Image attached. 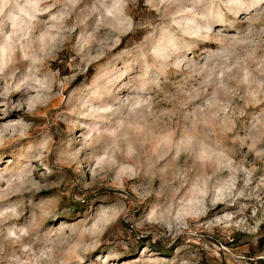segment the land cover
<instances>
[{
	"label": "rangeland",
	"instance_id": "rangeland-1",
	"mask_svg": "<svg viewBox=\"0 0 264 264\" xmlns=\"http://www.w3.org/2000/svg\"><path fill=\"white\" fill-rule=\"evenodd\" d=\"M264 264V0H0V264Z\"/></svg>",
	"mask_w": 264,
	"mask_h": 264
},
{
	"label": "trees",
	"instance_id": "trees-1",
	"mask_svg": "<svg viewBox=\"0 0 264 264\" xmlns=\"http://www.w3.org/2000/svg\"><path fill=\"white\" fill-rule=\"evenodd\" d=\"M209 264H215V263H209ZM220 264H228V263H226V262H222V263H220Z\"/></svg>",
	"mask_w": 264,
	"mask_h": 264
}]
</instances>
